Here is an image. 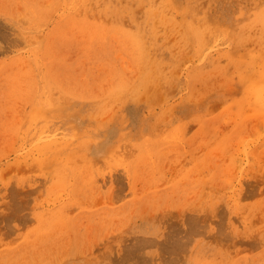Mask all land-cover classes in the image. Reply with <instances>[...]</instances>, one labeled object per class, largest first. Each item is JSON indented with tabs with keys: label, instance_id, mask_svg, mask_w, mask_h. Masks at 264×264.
<instances>
[{
	"label": "rangeland",
	"instance_id": "obj_1",
	"mask_svg": "<svg viewBox=\"0 0 264 264\" xmlns=\"http://www.w3.org/2000/svg\"><path fill=\"white\" fill-rule=\"evenodd\" d=\"M0 264H264V0H0Z\"/></svg>",
	"mask_w": 264,
	"mask_h": 264
}]
</instances>
